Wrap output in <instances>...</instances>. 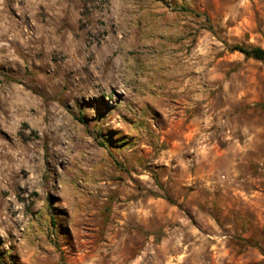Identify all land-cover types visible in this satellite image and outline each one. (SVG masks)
I'll list each match as a JSON object with an SVG mask.
<instances>
[{"label": "rangeland", "instance_id": "rangeland-1", "mask_svg": "<svg viewBox=\"0 0 264 264\" xmlns=\"http://www.w3.org/2000/svg\"><path fill=\"white\" fill-rule=\"evenodd\" d=\"M264 0H0V264H264Z\"/></svg>", "mask_w": 264, "mask_h": 264}, {"label": "trees", "instance_id": "trees-1", "mask_svg": "<svg viewBox=\"0 0 264 264\" xmlns=\"http://www.w3.org/2000/svg\"><path fill=\"white\" fill-rule=\"evenodd\" d=\"M233 51H239L243 54H245L248 57L255 58L257 60H260L264 62V48L260 46H245L241 44H236L231 47Z\"/></svg>", "mask_w": 264, "mask_h": 264}]
</instances>
